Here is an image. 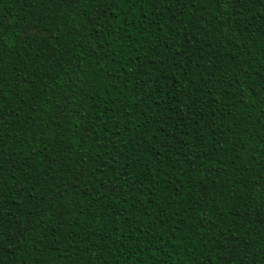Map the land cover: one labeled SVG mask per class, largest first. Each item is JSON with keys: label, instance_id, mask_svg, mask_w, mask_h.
<instances>
[{"label": "trees", "instance_id": "1", "mask_svg": "<svg viewBox=\"0 0 264 264\" xmlns=\"http://www.w3.org/2000/svg\"><path fill=\"white\" fill-rule=\"evenodd\" d=\"M0 264H264V0H0Z\"/></svg>", "mask_w": 264, "mask_h": 264}]
</instances>
